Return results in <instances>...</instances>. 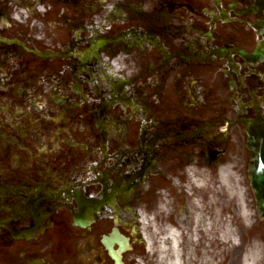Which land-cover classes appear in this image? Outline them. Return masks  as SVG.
Instances as JSON below:
<instances>
[{"label":"flooded vegetation","instance_id":"flooded-vegetation-1","mask_svg":"<svg viewBox=\"0 0 264 264\" xmlns=\"http://www.w3.org/2000/svg\"><path fill=\"white\" fill-rule=\"evenodd\" d=\"M263 108L264 0H0V264L264 253Z\"/></svg>","mask_w":264,"mask_h":264},{"label":"water","instance_id":"water-1","mask_svg":"<svg viewBox=\"0 0 264 264\" xmlns=\"http://www.w3.org/2000/svg\"><path fill=\"white\" fill-rule=\"evenodd\" d=\"M247 148L254 162L250 169L252 187L259 210H264V113L250 124Z\"/></svg>","mask_w":264,"mask_h":264},{"label":"bare ground","instance_id":"bare-ground-1","mask_svg":"<svg viewBox=\"0 0 264 264\" xmlns=\"http://www.w3.org/2000/svg\"><path fill=\"white\" fill-rule=\"evenodd\" d=\"M222 184L225 188H227L229 191H234L235 187L232 186L227 178L226 175L222 176ZM173 256L170 261H166L163 256L160 257V261L157 264H180L178 260V255L175 247L173 246L172 249ZM162 254V253H161ZM264 255L263 251L261 252L259 248H253V250H249L248 253L246 254L243 264H262V259L261 257Z\"/></svg>","mask_w":264,"mask_h":264},{"label":"rangeland","instance_id":"rangeland-1","mask_svg":"<svg viewBox=\"0 0 264 264\" xmlns=\"http://www.w3.org/2000/svg\"><path fill=\"white\" fill-rule=\"evenodd\" d=\"M247 205H248V215H247V217H248V223H250L252 221V219H251L252 217H251L250 202L249 201H248Z\"/></svg>","mask_w":264,"mask_h":264}]
</instances>
